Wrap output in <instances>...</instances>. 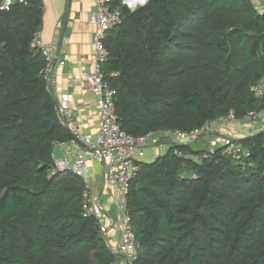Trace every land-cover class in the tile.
<instances>
[{"label": "trees", "instance_id": "obj_1", "mask_svg": "<svg viewBox=\"0 0 264 264\" xmlns=\"http://www.w3.org/2000/svg\"><path fill=\"white\" fill-rule=\"evenodd\" d=\"M257 1L146 0L130 9L112 0L121 15L103 40L101 73L121 129L190 134L230 111L236 120L257 113ZM42 15V0L0 10V264H116L97 218L83 215L82 178L54 170L55 144L70 135L31 46ZM233 141L246 154L223 141L194 150L171 140L137 162L126 193L132 264H264V130Z\"/></svg>", "mask_w": 264, "mask_h": 264}, {"label": "built area", "instance_id": "obj_2", "mask_svg": "<svg viewBox=\"0 0 264 264\" xmlns=\"http://www.w3.org/2000/svg\"><path fill=\"white\" fill-rule=\"evenodd\" d=\"M112 0H94V8L90 13L89 21L94 26L92 38L93 47V68L84 74L86 80L92 84V90L96 98L98 107V117L100 120L99 131L95 137L83 135L75 120V113L71 105V98L68 94H62L59 102H56L57 116L66 131L72 136L68 141H60L55 146L64 147L69 142L73 157L64 154L57 157L52 152V160L55 171H70L80 176L84 182L83 190V215L97 218L99 233L107 240L111 251L119 255L116 264H132L135 257L138 242L131 227V218L127 213L128 182L139 170L137 164L140 161L142 150L148 145H154L165 149V144L160 142L158 132L148 133L134 137L122 130L117 121L113 103V90L102 79L101 63L107 55L103 46V40L107 31L120 20V9H110ZM25 3L26 0H1L0 10L8 9L13 3ZM143 2V1H142ZM141 0H122V3L130 9H134L137 4L141 5ZM31 46L38 49L44 56L45 63L41 70V75L46 81L48 89L52 91L55 78L54 61L58 50L55 42L44 44L41 41L39 31L32 38ZM253 95L258 99L264 98V78L250 87ZM53 93V92H52ZM259 117L263 121L264 130V102L257 113H250L246 118ZM232 111L227 116H222L215 122L205 124L202 129L190 134L180 131H165L166 137L181 142L183 138H195L202 134L215 132L220 124L237 122ZM234 137L227 135L223 138V143L230 145L233 155L246 154L244 148ZM165 152V151H164ZM203 156H196L201 160ZM95 162L101 170L104 179L114 188L113 202L114 214L104 205L103 199L96 197L92 189V175L89 172V165ZM109 221V225L106 223ZM113 231V235L112 232ZM117 246V247H116Z\"/></svg>", "mask_w": 264, "mask_h": 264}, {"label": "crops", "instance_id": "obj_3", "mask_svg": "<svg viewBox=\"0 0 264 264\" xmlns=\"http://www.w3.org/2000/svg\"><path fill=\"white\" fill-rule=\"evenodd\" d=\"M142 1L141 5L146 0ZM42 5V25L39 30L41 41L44 44L55 42L58 45L54 61L55 78L52 85L54 98L56 102H59L62 94L70 95L79 131L85 136L95 137L100 127L98 107L92 84L84 77V74L93 68L94 26L89 21V16L94 8V0H42ZM233 123L238 124L239 122L220 124L215 132L205 133L199 139L183 138L181 142L191 144L194 150L213 149L218 143L221 145L225 136L233 137L232 134H235L232 129ZM252 128L258 131L262 130V119L254 124H239L237 132L243 133L247 130L250 132ZM164 135V133H157L160 142L165 144L166 148L172 139ZM235 137L237 138V136ZM200 144L201 147H195ZM164 151L165 149H161V147L148 145L142 150L140 161H152ZM54 152L57 157L64 154L73 157L69 142L64 147L55 146ZM88 168L93 182L97 181L98 176L101 179L96 188L92 187L95 196H100L101 200L104 196V205L114 214L113 194L110 193L111 191L114 193L113 186L104 179L97 163L92 162ZM111 232L113 235L114 232Z\"/></svg>", "mask_w": 264, "mask_h": 264}, {"label": "rangeland", "instance_id": "obj_4", "mask_svg": "<svg viewBox=\"0 0 264 264\" xmlns=\"http://www.w3.org/2000/svg\"><path fill=\"white\" fill-rule=\"evenodd\" d=\"M142 1V0H141ZM256 3H259L257 0H256ZM260 4V3H259ZM138 5V4H137ZM258 120H261V118H259V117H253V118H245V119H243V121H237V122H239L238 124L236 123H233L232 124V129L235 131L234 133L235 134H232L233 135V137H234V139H238V138H241V137H244V136H246V135H249V134H252V133H254V132H257L258 130H255L254 128H252V130H250V132H248V130L247 131H244L243 133H239V132H237L238 130V126H239V124H242V123H246V124H254L256 121H258ZM242 134H244V136H242ZM201 136H203V134L202 135H199V136H197V137H195V139H199V138H201ZM235 136H237V138L235 137ZM217 146H220L219 145V143H218V145ZM195 147H201V144L200 145H197V146H195ZM96 180L97 181H94L93 182V180H92V187H93V189L94 188H96L97 186H98V183H99V181H101V179H100V177L98 176L97 178H96ZM111 194H113V192L111 191L110 192ZM103 197L104 196H102V199H103ZM106 223L109 225V221L106 219ZM117 247V246H116Z\"/></svg>", "mask_w": 264, "mask_h": 264}, {"label": "water", "instance_id": "obj_5", "mask_svg": "<svg viewBox=\"0 0 264 264\" xmlns=\"http://www.w3.org/2000/svg\"><path fill=\"white\" fill-rule=\"evenodd\" d=\"M69 134V133H68ZM70 135V134H69ZM70 137H72L71 135H70Z\"/></svg>", "mask_w": 264, "mask_h": 264}]
</instances>
